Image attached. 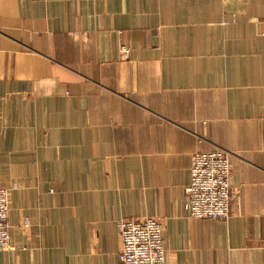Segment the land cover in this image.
Listing matches in <instances>:
<instances>
[{
    "label": "crops",
    "instance_id": "1",
    "mask_svg": "<svg viewBox=\"0 0 264 264\" xmlns=\"http://www.w3.org/2000/svg\"><path fill=\"white\" fill-rule=\"evenodd\" d=\"M214 148L230 214L193 218ZM0 184V264H120L144 217L166 264H264V0H0Z\"/></svg>",
    "mask_w": 264,
    "mask_h": 264
},
{
    "label": "built area",
    "instance_id": "2",
    "mask_svg": "<svg viewBox=\"0 0 264 264\" xmlns=\"http://www.w3.org/2000/svg\"><path fill=\"white\" fill-rule=\"evenodd\" d=\"M123 52H128L122 47ZM230 154L221 148L196 151L191 155L190 181L185 187L183 206L193 218L225 219L230 214L233 193L229 184ZM9 191L0 186V252L10 248L7 222ZM24 219L23 225L29 224ZM121 241L120 264H166L163 225L154 217L123 218L117 222Z\"/></svg>",
    "mask_w": 264,
    "mask_h": 264
},
{
    "label": "rangeland",
    "instance_id": "3",
    "mask_svg": "<svg viewBox=\"0 0 264 264\" xmlns=\"http://www.w3.org/2000/svg\"><path fill=\"white\" fill-rule=\"evenodd\" d=\"M0 186H4V187H7L8 191L10 190V187L8 185H1Z\"/></svg>",
    "mask_w": 264,
    "mask_h": 264
}]
</instances>
